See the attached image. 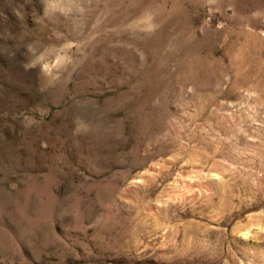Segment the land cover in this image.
<instances>
[{"label":"rangeland","instance_id":"obj_1","mask_svg":"<svg viewBox=\"0 0 264 264\" xmlns=\"http://www.w3.org/2000/svg\"><path fill=\"white\" fill-rule=\"evenodd\" d=\"M0 264H264V0H0Z\"/></svg>","mask_w":264,"mask_h":264}]
</instances>
